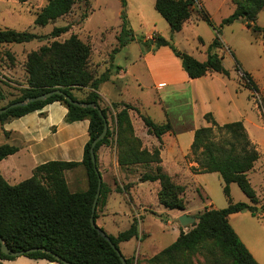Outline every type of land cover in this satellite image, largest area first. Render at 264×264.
Returning a JSON list of instances; mask_svg holds the SVG:
<instances>
[{"label": "trees", "instance_id": "trees-1", "mask_svg": "<svg viewBox=\"0 0 264 264\" xmlns=\"http://www.w3.org/2000/svg\"><path fill=\"white\" fill-rule=\"evenodd\" d=\"M25 1V0H21ZM76 0H48L36 14L35 24L46 25L51 21L69 13ZM198 0H155L156 10L168 21L172 33L182 29L184 23L194 12L213 25L210 13L200 6L195 8ZM235 9L223 18L221 24H229L242 18L252 31H264V26L255 23L259 12L264 7V0H235ZM126 4V0H122ZM121 29L118 35L119 47L123 48L135 39L133 29L125 9L121 12ZM215 27V26H214ZM69 25L55 26L51 36H60L68 31ZM216 28V27H215ZM207 49V58L199 60L194 55L178 49L171 40L160 33H154L152 40L157 47L169 46L173 53L181 60L183 69L190 78L201 77L208 72H219L229 75L230 70L223 64V56L218 52L222 47L220 29ZM42 37L29 30L14 28H0V43L28 42ZM201 40V39H200ZM118 49H114L117 51ZM91 47L82 42L76 34H72L64 42L54 41L51 46H44L39 51L30 54L27 68L29 85L23 93L9 100L4 107L12 102L23 100L45 91L61 88L74 99L71 92L74 85H84L90 80L93 91L85 101L95 102L101 107L108 119L109 107L101 106V96L98 93L99 83L109 78L104 72L98 78H92L85 71ZM121 67L118 66V69ZM245 86L254 93L259 92V86L250 72L237 65ZM86 78V80H85ZM5 98L3 87L0 85V99ZM54 100L63 101L68 106L66 120L71 122L84 118L90 120V139L85 147L82 163L86 167L89 186L86 190L71 191L67 185L64 172L74 167L77 162L49 161L38 165L33 175L12 185L0 173V236L15 251L27 248L42 247L46 250H36L25 253L31 258H44L49 261L66 264H124L116 249L99 232L98 225L91 223L92 205L98 186V173L91 159L90 147L93 140L102 132L104 119L99 110L94 107H85L69 102L61 94H53L45 100L30 102L26 105L15 106L0 113V121L22 116L28 112L42 108ZM115 113V128L110 127L105 136L98 141L95 151L102 144H109L115 136L118 146V162L121 166L142 165L140 180H159L161 188L158 191L159 201L169 208L186 209V185L174 181L173 177L162 167L161 147L162 136L173 132L174 128L169 119L158 124L153 118L140 112L148 133L154 134L161 144L153 150L142 146L143 141L135 134L130 117V110L135 109L131 103L120 101L112 104ZM204 119L209 123L195 129L191 144V152L197 166L194 172H219L223 179V190L230 202L223 208H208L199 213L198 221L193 223L187 231L181 230L179 236L171 244L163 248L150 260L167 264H178L176 257L183 253L195 252L199 249H208L212 252L215 247L223 259L230 264H260L242 241L229 221L231 213L249 210L253 215H261L264 220V199L261 211L256 204L259 201L256 190L250 183L248 171L258 160L260 153L256 144L251 140L242 120L219 123L214 114L208 111ZM17 146L0 145V160L14 153ZM97 155V154H96ZM97 167L98 161H97ZM99 173L101 174L100 170ZM236 182L250 201L233 202L230 184ZM110 188L102 182L100 196L94 212L106 202ZM137 218L131 225L117 235L109 234L112 242L119 248V243L138 237ZM102 229V228H101ZM58 255L60 259H57ZM17 256L4 253L0 241V263L5 259H14ZM128 264L132 260L126 257Z\"/></svg>", "mask_w": 264, "mask_h": 264}, {"label": "rangeland", "instance_id": "rangeland-1", "mask_svg": "<svg viewBox=\"0 0 264 264\" xmlns=\"http://www.w3.org/2000/svg\"><path fill=\"white\" fill-rule=\"evenodd\" d=\"M47 1L0 0V28L29 30L42 36L28 42L0 43V85L5 93V98L0 99V106L19 97L29 85L27 63L30 54L39 51L44 46H51L54 41L64 42L72 34H76L82 42L91 47L85 71L92 78H98L104 72L110 78L112 71L119 70L118 66L127 64L130 58L139 54L140 51L156 52L161 48L149 40L154 33H160L171 40L178 49L202 60L207 54L210 43L217 35L216 29L218 28L222 41V47L218 49V52L223 56L224 66L230 70L229 75L208 72L196 79L187 78L185 80L177 61L171 55L180 59L175 56L171 48L165 46L162 47V53L158 59V62H162L160 65L161 78L167 80V76L172 74L175 82H167L159 90L163 96V104L158 103L156 90L142 67L133 69L138 74L140 81L127 74L119 79H114L113 84L112 81L107 82L105 90L109 93L113 89L123 88L120 95H117L115 91H111L110 94L119 96L118 98L125 102L138 103L139 106L133 104L136 113L139 116L140 112L148 114L158 124L165 122L167 112L172 123L177 120L180 125L186 124L183 115H187L189 117L187 123L200 126L202 120L200 115L206 111H212L219 123L242 120L260 153L258 160L248 171V176L259 197L256 205L259 206L258 211H261L260 206L264 199V194H261L264 192V31H252L247 27L246 20L242 18L222 25L221 19L232 13L233 9L229 3L219 6L218 0H207L211 6L210 14L213 16V25L205 20H198L191 25H185L183 29L175 33L171 32L168 21L156 10L155 0H126L125 5L122 4V0H76L69 13L46 25L35 24L36 14ZM195 6V8L200 7L198 4ZM123 9H125L135 39L119 49L117 48L119 47L118 35L121 29L122 18L120 15ZM255 23L264 26V10L259 13ZM62 25H69V30L60 36L50 35L55 26ZM115 48L118 50L114 51ZM238 64L252 74L259 86L258 93H254L245 86L244 80L237 70ZM102 82L104 81L99 83V87ZM90 83V80H87L84 85H74L71 92L78 100L85 101L89 93L93 91ZM187 98L189 99L186 100ZM108 111L115 123V115L112 114L113 111L110 107ZM170 111L173 115L170 114ZM181 111L186 114L177 113ZM110 115H108V119ZM134 122L138 132L141 133L143 131L141 127H144L143 120L134 117ZM204 123L202 120L201 124ZM179 132L180 145L171 144V141H168L164 158L165 163L168 162L166 165L168 173L180 170L176 176L179 178L178 181L186 185L184 195L186 209H191L190 214L197 216L204 210V202L211 201L217 208L226 207L230 199L223 190V180L218 173L203 172L205 174L194 178L181 171L186 167H183L179 162L178 166L173 164V161H176L177 157L182 154L181 150L187 152L189 149L182 164L188 165L194 161L190 147L193 140L190 137L191 133ZM148 144L150 142L146 143V145ZM138 172L142 171L138 170ZM198 181L200 184L197 183ZM230 192L233 202L248 201L247 195L236 182L232 184ZM145 195L149 199L153 198L147 190ZM150 202L153 205L152 210L149 209L147 212L142 210L144 216L142 215V222L140 221L146 238L142 240L143 242L141 241L142 243L139 239L133 238L134 240L130 242L119 244L122 254L131 258L132 264H167L166 262L157 263L150 259L161 249L171 244L181 230L187 231L193 225L183 226L181 224L182 210L168 208L164 205L159 207L156 205L159 202H155V199ZM111 205L119 210L120 214L114 220L109 221L108 227L110 228L108 230H124L128 222L126 214H129L131 208L128 197L123 192L114 193L111 197ZM240 217L242 218H232L231 225L237 228L242 238L255 253L257 260L264 264V220L262 216L246 214V216L240 215ZM197 221L196 217L195 223ZM98 226L108 233L106 227ZM24 256L26 257V255ZM24 259L29 258L27 256ZM176 262L178 264H230L228 260L223 259L215 247L212 252L208 249H199L195 252L183 253L176 257Z\"/></svg>", "mask_w": 264, "mask_h": 264}, {"label": "crops", "instance_id": "crops-1", "mask_svg": "<svg viewBox=\"0 0 264 264\" xmlns=\"http://www.w3.org/2000/svg\"><path fill=\"white\" fill-rule=\"evenodd\" d=\"M224 3L231 4L232 9L233 10L235 9L236 5L234 3V0H218L219 6H222ZM196 4L205 8L209 13L211 12L210 10L211 6L207 0H198ZM262 10H264V7ZM223 18L221 20H223ZM198 20L202 21L203 19H201L198 16L197 12L193 13L191 17L187 19V21L184 23L182 29L185 27V25L187 24L191 25ZM162 47L165 46H161V48H159L156 52L149 50L148 51L142 50L140 51L139 54L130 58L127 64L120 65L122 67L119 70H116L115 72L112 71V74H110V78L102 82L98 90V93L101 96V100H100L101 105L105 107H110L113 111L112 114L115 115L116 110L113 108L112 102L114 101L120 102L124 100L119 99L118 98L119 96H114V95L112 96L110 92L115 91L117 95H120L123 92V88L119 90L113 89L108 93L105 90V84L111 81H112L111 83L113 84L114 79H119V77L126 76L127 74L133 77L135 80L140 81L138 74L133 71L135 67H142V69L147 72L148 76L150 77L151 84H153V88H155L156 90V97L158 99V103L163 104V100H162L163 96L161 92H159V90H161L167 84V82L174 83L175 78H173L172 74L167 76L168 78L167 80L161 78L160 65L162 62L161 61L158 62V59L162 53L161 50ZM228 49L230 48L228 47ZM169 53L172 54L170 51ZM171 57L177 61V64L179 65V68L185 80L187 78H190L187 72L183 69L182 64L180 63L181 60L176 59L173 55H171ZM206 58H207V54H205V58H203L202 60H205ZM191 79H196V78H191ZM139 85H141L140 82ZM188 99L189 98H187L186 100ZM126 102L139 106L138 103H132L129 101ZM168 109L170 110V108ZM136 112L137 111L135 109H131L130 117L134 126L135 134L141 138V140L143 141V146L147 147L150 150L154 146H159L161 142L154 134L148 133L144 123H143L144 127H141V130L143 131L141 133L138 132V128L134 122V117L141 118V116H139L138 113ZM206 112H203L200 115L201 119L204 120L205 122L204 124H201L202 123L201 120L200 126L209 124L204 119V114ZM67 113H68V106L63 101L54 100L52 102L45 104L40 109L28 112L22 116L0 121V145L9 144V145L17 146V150L14 153L7 155L6 157L0 160V173L7 180L8 183L15 185L23 180L30 178L34 173V169L38 165H41L43 163L49 161H66V162H77V164L74 167L66 169L64 172L66 182L70 190L75 192V191L86 190L88 188L89 182H88L87 170L84 164L82 163V161L84 159L86 144L90 139V120L89 118H84L69 122L66 120ZM177 113L186 114L183 111ZM166 114H167V119L171 121L169 113L167 112ZM170 114H172V111H170ZM183 116L186 121V124L180 125V122H178L177 120L176 122L173 123L171 121L174 131L167 132L162 136L163 146L161 147V158H162L161 164L166 172H168V170L166 169V165H168V162L167 164L165 163L164 151H165V147L167 146V142L171 141V144L180 145L179 131L181 132L185 131L187 133H191L190 137H192L191 139H193L195 129L200 127L196 124L191 125L187 123L189 121V117L187 115H183ZM215 118L219 122L216 116ZM108 121H109V127L113 130L115 128V123H113L111 115L109 116ZM147 142H150V144L146 145ZM188 151L189 149L187 150V152L181 150L182 154L180 155V157H177L176 161H173V164L178 166V162H179L183 167H186L185 169H181V171L185 172L186 174L194 178H197V176H199L200 174H205L203 172H194L192 170L193 166L198 165L196 161H191L188 165L182 164V162L184 161L183 159L188 154ZM96 154H97L98 166L101 172L103 182H105L106 185L110 188L106 196L105 204L100 205L98 207L96 223L98 225H102L103 227H106L107 228L106 231L112 235L114 234L117 235L120 231H122L116 229L108 230V228H110L108 227V223L110 220H114L115 217L120 214V211L111 205V197L114 195V193L118 194L120 192H123L125 193V196L128 197L131 207L129 214H126L128 217V222L125 229H127L131 225L134 218H137L139 221L138 224L139 236L132 237L129 240H124L121 242L122 243L130 242L131 240H134L133 238H137L141 242L143 239L146 238L145 232L141 228V222H142L141 217L144 216L142 210H144L145 212H147L149 209L152 210L153 205L151 204L150 201L153 199H155V202L156 201L159 202V204H156L157 206L160 207V205H164L159 201V197H158V191L161 188L160 181L159 180L141 181L140 172H138V170H142L144 168V166L142 165L134 164L124 167L121 166L118 162V146L115 141V136L111 138L109 144H102L98 148ZM179 171L177 172L174 171L169 174L173 177L175 182L184 184L183 182L178 181L179 178H177L176 176ZM207 173H218L220 175L219 172H207ZM197 183L200 184L199 181ZM233 183L234 182L230 184V190L232 189ZM146 190L149 192L151 196H153V198L149 199V197H146L145 195ZM261 194H264V192H262ZM248 201H250L249 198ZM204 206L205 207L207 206L208 208H217L214 206V203H212L211 201L209 203L204 202ZM190 212H192L191 209L187 208L185 210H182L181 213L190 214ZM246 214L253 215L249 210H242L239 212L231 213L229 215V221L231 223L232 218L241 219L242 217H240V215L246 216ZM234 229L236 230L242 241L246 244L248 249L251 251V253L257 260L255 253L242 238V236L240 235L239 231L235 226ZM26 257L24 255H20L14 259H5L2 260L0 264H58L57 262L49 261L44 258L28 257L29 259H24Z\"/></svg>", "mask_w": 264, "mask_h": 264}, {"label": "water", "instance_id": "water-1", "mask_svg": "<svg viewBox=\"0 0 264 264\" xmlns=\"http://www.w3.org/2000/svg\"><path fill=\"white\" fill-rule=\"evenodd\" d=\"M53 94H61L69 102H71L73 104H77V105L85 106V107L97 108L99 110L100 114L102 115L103 119H104V128H103V130L93 140V142L91 144V147H90L91 159H92V161L94 163V166H95V169H96V171H97V173L99 175L98 176L97 191H96L95 198H94L93 205H92V215H91V218H90L92 225L96 226L97 223H96V220L94 218V212H95L96 207H97V202H98V198L100 196L103 179H102L101 174L99 173V168L97 167V155H96V151H95V146L98 143V141L101 140L105 136V134L107 133V131L109 129V121H108L106 115L102 112L101 107L98 104H96L95 102H92V101L87 102V101H81V100H78V99H74L72 96H70L68 93H66L63 89L57 87V88L45 91V92L37 94V95L27 97V98H25L23 100H18V101L12 102V103L4 106V107H0V113L5 112L9 108H12V107H15V106L26 105V104H28L30 102L38 101V100H45L48 97L52 96ZM195 220H196L195 216L187 214V213H183L180 216V222H181V224L183 226H187L188 224H193L195 222ZM98 230L111 243V245L116 249L118 255L120 256V258L122 260V262L124 264H128V262L126 260V257L122 254L121 250L118 247H116V245L112 242V240L109 237V235L101 228H98ZM0 241H1V249H2V251L4 253H9V254L14 255V256H20V255H23L25 253H28V252H31V251H36V250H46L45 248H42V247H34V248H27V249L15 251V250H12L8 246V244L3 240V238L1 236H0ZM55 256H56L57 259H60V257L58 255H55ZM63 261L66 264H72V263H70V262H68L66 260H63Z\"/></svg>", "mask_w": 264, "mask_h": 264}]
</instances>
